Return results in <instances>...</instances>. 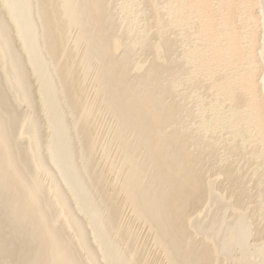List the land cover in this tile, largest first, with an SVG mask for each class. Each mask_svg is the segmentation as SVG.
Segmentation results:
<instances>
[{
  "label": "bare ground",
  "instance_id": "bare-ground-1",
  "mask_svg": "<svg viewBox=\"0 0 264 264\" xmlns=\"http://www.w3.org/2000/svg\"><path fill=\"white\" fill-rule=\"evenodd\" d=\"M263 221L264 0H0V264H264Z\"/></svg>",
  "mask_w": 264,
  "mask_h": 264
},
{
  "label": "rangeland",
  "instance_id": "rangeland-1",
  "mask_svg": "<svg viewBox=\"0 0 264 264\" xmlns=\"http://www.w3.org/2000/svg\"><path fill=\"white\" fill-rule=\"evenodd\" d=\"M121 2V1H120ZM212 3V2H211ZM141 7H142V4L140 5ZM143 21V22H142ZM141 21V26L146 22L145 20H142ZM145 21V22H144ZM150 22V21H149ZM154 28V27H153ZM181 28H183V27H177L176 29H179V33L181 34L182 33V30H181ZM141 29H143V28H141ZM154 29H156V28H154ZM192 32H195V30L194 29H192L191 30ZM193 38H195V36H193ZM193 42H196L195 40L193 41ZM260 203H257V205H259ZM254 205V204H253ZM263 205V204H262ZM261 210H263V209H258V211H257V213L258 214H260L261 213ZM259 219H261V218H263V216H260V217H258ZM258 222H259V220H258ZM258 222H256V223H258ZM264 222V221H263ZM262 224V223H261Z\"/></svg>",
  "mask_w": 264,
  "mask_h": 264
}]
</instances>
